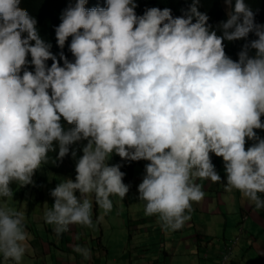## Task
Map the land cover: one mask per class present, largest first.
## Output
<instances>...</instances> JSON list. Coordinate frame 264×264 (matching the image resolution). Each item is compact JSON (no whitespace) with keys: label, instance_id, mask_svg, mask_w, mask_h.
I'll return each mask as SVG.
<instances>
[{"label":"clouds","instance_id":"9594fccd","mask_svg":"<svg viewBox=\"0 0 264 264\" xmlns=\"http://www.w3.org/2000/svg\"><path fill=\"white\" fill-rule=\"evenodd\" d=\"M47 1L32 4L55 12ZM69 1L44 35L21 0H0V197L57 159L56 180L69 179L51 190L44 221L89 260L83 245L104 246L83 238L93 204L107 215L110 196L139 202L149 217L136 215L132 232L152 216L167 232L216 194L228 207L216 221L242 212L220 260L232 264L245 232L264 228V213L245 226L264 210V0ZM24 219L0 204L4 262L32 256Z\"/></svg>","mask_w":264,"mask_h":264},{"label":"crops","instance_id":"0c3cea01","mask_svg":"<svg viewBox=\"0 0 264 264\" xmlns=\"http://www.w3.org/2000/svg\"><path fill=\"white\" fill-rule=\"evenodd\" d=\"M200 202L202 203L197 207V203H193L192 207L195 208H192L191 214L200 215L203 218V222H206L208 226H183L180 230L166 232L161 229L157 217L152 216L149 218L151 226L150 224L139 226V230H136L135 233L132 232L133 236L130 241L137 238L132 246L133 255L124 259V257H114L115 253H113L114 258L111 261L107 260L106 264H221L220 260L224 254V245L237 235V227L239 225H235L242 212L235 218L230 219L227 224L221 221L226 226H212L213 222L219 224V221H213L212 218L216 219V216L222 211V214H224L228 207L222 204L216 194H211L207 199H202ZM138 205H141V203L138 202ZM137 215H141L140 217L145 216L144 213L140 212ZM145 217L148 218L149 216ZM256 228L257 226L253 229ZM40 230L42 229L40 228ZM131 231H134V229ZM250 236L252 234L243 235L240 247L234 251L231 258L232 264H264V244L261 241L253 242V240V243L251 242L252 244H250ZM62 239L64 240V238ZM186 239L190 240L187 241ZM33 240L36 241L35 250L39 256L36 262L33 261L34 264H41V256L45 257L43 264L92 263H88L82 256L74 259V253L70 249L68 250L64 241H62V247L57 245V249L62 255H55L47 244L40 241L39 237ZM58 242L60 241L58 240ZM89 246L88 244L87 247ZM241 247L244 248V252ZM249 247L254 251V255L250 252H245ZM159 251L162 252L160 256L155 254V252ZM109 255L110 250L105 257L108 258ZM253 257L255 259L250 260ZM29 258L33 259L32 257ZM23 262L27 263L30 261L25 258ZM98 262L96 260L94 263ZM100 264H103V261Z\"/></svg>","mask_w":264,"mask_h":264},{"label":"rangeland","instance_id":"374dc122","mask_svg":"<svg viewBox=\"0 0 264 264\" xmlns=\"http://www.w3.org/2000/svg\"><path fill=\"white\" fill-rule=\"evenodd\" d=\"M39 171L40 174L44 176L48 173V168H42L39 169ZM67 179L69 178L64 177V178H58L57 181H49L48 184H46L45 186L43 198H41L36 191L33 192L31 189L28 191H22L21 186L20 188H18V190H16V192L13 193V196L11 198L0 197V204H6L8 207H11L17 211H21L24 213L25 230L27 231L29 237L27 241L26 251H28L30 255H32L30 256L32 258L35 250L31 249L32 246L31 241L33 239H37L39 226H45L46 228L49 229L47 234L40 235L41 242L43 243L45 242L47 244L49 242H55L58 246H62V241L65 242V240L62 239L63 236H61L59 239L56 237L52 225H48L45 223L44 213L45 211L50 209L54 204V198L50 195L51 190H53L59 183ZM200 186L202 189L203 183H201ZM76 194L79 196V193ZM110 200L112 201L113 207L107 215H103V210L99 209L93 204L92 219H93V224L95 225L94 228H87L81 226V230H85L83 235V238L85 240L90 239L92 235H95V238L103 241L104 246L108 250H110V255L108 258H106L105 256H103L102 258L101 257L96 258L97 254H95V257L91 259L92 263H94L96 260H101L103 261V264H106L107 260L111 261L112 258L114 257H119V258L124 257L125 259L133 255L132 246L134 244V240L137 239L135 238L134 240L130 241L131 234H133L131 231L132 230L131 227L136 225L133 216H136L135 215L136 212H142L144 210L141 208V205H138V203L129 204V205L124 204L123 199L119 198L118 196H110ZM263 213H264L263 209H257L255 213H252V215L246 222L245 226H249L250 228H252L253 222L260 221L259 216ZM101 215H103V219L97 222V217ZM188 215L190 216V219L185 222L184 226H208L206 222H203V218L200 215L191 214V212L188 213ZM236 216L237 215H231L228 217V219H233ZM212 220L216 221L214 218H212ZM71 226H80V225H71ZM212 226H226V225H223V223L219 221V224L213 222ZM118 230H122V232L119 233L117 232ZM263 231H264L263 226H257V229H248L247 232L245 233L258 235V241H263L264 240ZM70 238L74 239L75 243L80 242L79 235L74 229L71 232ZM58 240L60 242H58ZM186 240L189 241L190 239H186ZM51 247L55 255L61 254V252L55 248V244L51 245ZM243 252H244V248H243ZM245 252H250L252 253V255H254V251L251 248L246 249ZM113 253H115L114 257H113ZM74 254L78 255V253L76 252ZM155 254L160 256L162 252L160 251L155 252ZM25 258H26V254L23 257V259ZM27 259H29L30 262L25 263L22 260L21 264H34L33 259L29 257ZM252 259H255V257L251 258L250 260ZM44 260L45 257L41 256V264H43ZM0 264H13V262L11 261L4 262L2 258H0Z\"/></svg>","mask_w":264,"mask_h":264},{"label":"trees","instance_id":"16d2710c","mask_svg":"<svg viewBox=\"0 0 264 264\" xmlns=\"http://www.w3.org/2000/svg\"><path fill=\"white\" fill-rule=\"evenodd\" d=\"M32 1L33 0H21L20 5L25 6L24 9L28 11L30 16L35 18V15H36L38 17L40 24H41V26H40L41 28L38 29V32L40 33V31H42V34H44V35H47L51 31H53V29L55 27V21L57 18V14L60 12L61 9L67 8L69 6V3H71V1H69V0H48L47 2L54 4L56 6L55 12H53L54 11V9H53L49 13H42V12H39L35 9L41 8L44 5V3H42L40 5H35V4H32ZM36 27H37V25H36ZM68 156L72 160V154L69 153L67 156L64 157L65 163H63V165H67L69 163L70 159ZM44 164H48L45 167H47V168L50 167V172H48L49 175L41 176L40 173L35 174V172H34V175L32 176V183L25 185V186H22L21 187L22 191H28L31 189L33 192L36 191L41 198L44 197V190H45L46 184H48L49 181L56 180L57 175L55 173L59 169L58 168L59 163L56 159L54 163L50 162V160H47L46 162H44ZM10 187H11L12 192H13L14 190H18V188H20V185L18 183H12L10 185ZM137 214L138 213H135V215H137ZM134 217L135 216H133V218ZM131 228L133 229V226ZM249 243L252 244L251 241ZM82 247H86V248L90 249L91 259L95 257V254H97L96 258H100V257L102 258L103 256L106 255V252H103V251H107V248L105 246L90 245L89 247H87V244H86V245H83ZM241 248H243V247H241ZM249 248H251V247H249ZM249 248H247V249H249ZM232 257H233V254H232ZM91 259L86 260V261L88 263H91ZM98 261H99L98 263H94V264H100L102 262L101 260H98Z\"/></svg>","mask_w":264,"mask_h":264}]
</instances>
